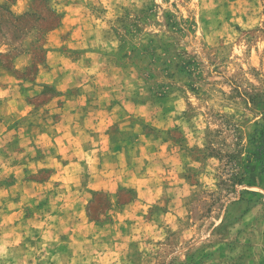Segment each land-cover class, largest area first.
<instances>
[{"label": "rangeland", "instance_id": "374dc122", "mask_svg": "<svg viewBox=\"0 0 264 264\" xmlns=\"http://www.w3.org/2000/svg\"><path fill=\"white\" fill-rule=\"evenodd\" d=\"M2 1L0 76L40 110L52 42L99 160L0 141V264H264V0Z\"/></svg>", "mask_w": 264, "mask_h": 264}, {"label": "crops", "instance_id": "0c3cea01", "mask_svg": "<svg viewBox=\"0 0 264 264\" xmlns=\"http://www.w3.org/2000/svg\"><path fill=\"white\" fill-rule=\"evenodd\" d=\"M2 2L0 0V3ZM60 31L58 28L52 29L48 33L50 40L54 41ZM46 46L48 48L45 62L38 64L39 69L35 77L29 84L26 82L24 86L43 88L46 85H53L57 91L46 97L43 107L39 110L29 101L34 95L31 90L23 88L24 92L19 90L16 93L15 90L20 85H13V83L3 80L1 75L0 101L7 98L12 102L15 101L17 105L15 107H0V141H3L7 146L16 143L23 149L21 153L19 152L20 157L27 155L26 159L32 163L40 162L38 152L40 148H44L47 158L59 162V167L43 165L44 168L52 171L49 179H54L55 175L59 176L60 174H62L61 178L64 176L76 177L78 176V167L99 160L97 155L99 143L85 142L84 123L82 120L80 121L83 112L78 110L77 106L69 107V104L73 105L76 102L77 97L75 95L67 97L68 87L65 88L60 82L57 70L60 67L57 66L63 61L61 51L55 48L52 42ZM12 49V45L0 43V55L10 52ZM13 61L14 68L21 69L34 62V54L30 49H27L17 53ZM8 103L11 105L10 102ZM87 114L88 120L92 121L93 119L89 117L92 113L88 112ZM8 135L9 137L5 138ZM16 213L15 209L13 215Z\"/></svg>", "mask_w": 264, "mask_h": 264}]
</instances>
